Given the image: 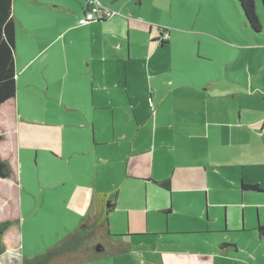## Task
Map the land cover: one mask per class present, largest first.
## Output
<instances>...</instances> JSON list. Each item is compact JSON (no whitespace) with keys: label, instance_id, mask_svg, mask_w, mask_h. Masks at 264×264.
Segmentation results:
<instances>
[{"label":"rangeland","instance_id":"obj_1","mask_svg":"<svg viewBox=\"0 0 264 264\" xmlns=\"http://www.w3.org/2000/svg\"><path fill=\"white\" fill-rule=\"evenodd\" d=\"M238 2V0L101 1L100 4L108 6L112 13L109 25L104 29L105 34L102 35V39L100 40L102 48L101 55L103 57L108 56V58L111 57L116 60L115 55L117 54L122 62L126 60V56H123L121 49L115 46V44H119L118 39L113 41L109 35L113 30L119 28L124 36L127 32L126 18H129L132 28L140 24L142 25V37L140 35L137 36L136 33L134 34V30L131 28L133 33L131 43L133 46H131L130 53L132 60L127 64L128 71L123 66L121 67L120 63H117L113 69V72H116L118 75V80L121 85L125 82L127 76L128 81H126V85L134 109L126 105V100H120V96L125 97L126 93L122 91L121 86L114 85L115 77L110 75L107 69H103L102 71L103 83L109 87L103 90L102 101L104 102L105 98L111 96L106 104L111 102L112 105H109V108L103 109L96 116V129L99 130L98 139L99 141H107L108 143V145L102 148L101 151L104 157L101 162H98L96 167L90 159H87L81 161L77 169L74 166L71 167L68 173L67 168L59 169V167L54 166L55 160L49 156L50 150L47 151L45 148L36 147L34 144L36 141L41 143L39 144L40 146L46 147L43 140H47V138H58L57 134L63 139L65 132L71 133L78 129L76 124L70 126L64 119L68 116L81 117L82 114L78 112L80 107L76 111L67 110L65 103H63V98H66L67 101L71 97H83L84 93L85 96L87 95V90L84 85L88 84L90 86L92 83L89 81V75L81 72L85 70L83 66V63H85L83 47H88L91 44L95 46V38H90L88 36L89 33L83 32L81 29L77 31L78 34L76 32L73 34L79 42L78 45L76 43L73 45L75 46L74 48H68L67 52L71 59H74L76 56L77 60H75L73 70L70 71L71 74L67 77V80L65 79L64 81L62 78L63 71L56 70L59 68V60L49 63V74L46 72L43 73L42 71L33 72L32 69V73H25L20 76L18 99L17 101L15 99L13 103V118L7 115L6 121L8 123L13 121L20 125L21 129L18 131L19 141H23V143L21 145L18 144L15 135L16 131L12 130L11 132V128H9L6 122H3V125L0 126V135L4 137V142L0 145V157L7 158L12 168L11 177L3 185L0 184V224L4 223V226L1 228L4 230L2 242L4 249L0 252V263L23 264V258L30 259L41 254L48 255L57 244L64 238H67L68 234L79 228L83 235H87V230L89 229H85V223H81L80 213H75L77 208L81 210V207L74 201V198L77 197L79 201L81 200V198L75 196V192L76 190L79 191L82 189V182L93 185L96 191L112 192V195L116 191L119 192L120 200L117 210L113 215L116 218H126L129 208L142 205L144 207L145 198L147 197L146 210L149 212V221L153 225L156 224L155 219H162V223L159 225L164 229L163 231H155L157 229L156 224L155 227L151 225V229L146 230V232L163 233L165 231L163 219L166 214L163 213V210L156 209V204L164 203L166 200L165 197L162 195V197L156 196L154 194L155 191L150 190L144 198L141 188L142 183L133 175L139 165L146 164L144 167H150L152 170L154 166L152 159L149 160V157L146 156L148 160H143L139 164L137 163V159L131 158L129 155L131 152L136 153V150L145 146H152V143H159L165 138H169L171 142H174L175 138L177 144H183L181 135L189 134L185 131L188 130L189 125L182 124L181 120L189 118L191 114L199 118L201 117L199 111L203 110V106L191 107L190 105L196 99L201 101L199 97L202 95L200 94L198 98H195V91H193L192 87L180 84V80H189L188 74L190 71H198L207 66L214 69L212 74L218 78L212 81L210 73L206 72L205 76L209 77L210 81L209 84H204L202 91H211L213 83L218 84L220 88H222V85H225L229 86V90L236 91L239 85L244 86V82L236 83V81L240 80L239 72L243 71V66L245 73L251 80L257 84L264 82V70L260 73L257 72L260 64L264 66V58L255 55L250 50H243L242 47L245 46L246 41L238 37L242 36L240 32L245 29L254 43L260 42L264 44V33L260 35L261 39L256 40L252 32L246 29L241 7ZM260 2L264 15V4L262 0ZM72 3L75 5V0H72ZM17 11L23 19L25 18V21L30 20L28 18L29 16L25 15L24 8L19 3L17 5ZM21 17H19L16 25L18 35L17 46L19 50L17 62L20 69H22L24 60L28 59V54H30L32 48L29 45L30 38L27 36L28 33L19 21ZM183 22H186L187 28L183 27ZM196 22L202 26L210 22L213 27H208L206 32L211 35L215 31L217 32L216 28H219L222 34L230 40L228 41L226 37L221 35L214 34V37L206 35V38L210 40L209 46L213 50V53L209 54L211 58H208V55L205 53V55H198L199 48L197 45H189L187 48V44L185 45L183 41L181 42L179 40L176 42L182 30L192 31L189 29L190 27L197 29ZM144 23L147 24L145 25ZM151 27L153 28L152 31L150 30ZM155 30L158 34L160 31L162 32L161 34L166 32V37L168 40L175 42L174 45L180 44L174 47L173 50L169 48L167 57L162 58L166 65L157 67L163 69L169 67V70L176 73L173 75V78L176 83H179L177 84L179 86L177 90L165 78L161 79L166 82L162 88H157L154 81L152 84L150 83L153 88H150L145 70L138 72L141 62L139 63V59L135 55L139 54V52L145 54L147 51L146 47H142L139 50L134 48V41L141 40L143 42V38L149 32L154 33ZM201 45L206 44L202 43ZM41 46L36 45V50L40 49ZM93 51L96 53L95 48H93ZM203 51L204 49L200 50V52ZM186 55H189L190 62L185 58ZM198 56H200L199 59L197 58ZM202 59H208V61ZM103 65L105 64L103 63ZM20 69L18 70L20 71ZM241 77L244 79L243 74H241ZM230 79L234 83L232 80L229 81ZM91 80L96 84L95 75H92ZM94 88L96 89L95 85ZM94 93L98 95L97 91H94ZM151 93H153L152 99H150ZM136 94L137 96H135ZM116 97L118 100H116ZM162 97L165 100L163 99L164 102L160 103ZM186 97H191V99L187 100L190 103L185 104L186 107H183V111L185 109L187 110V115L183 114L181 110L179 112L173 111V100H183ZM252 98L244 97L241 103L248 111L245 112L247 114V120L259 115L264 116V108L258 114L254 110L256 106L251 104L254 100L264 104V96L261 94ZM169 105L170 107H166ZM188 106L189 109H187ZM237 111L244 110L239 109ZM175 115H177V119L174 118ZM169 117L172 119L170 120ZM237 117L238 113L236 119ZM156 118H158L157 125ZM220 120L221 122H228L230 119L220 118ZM170 121L172 123L177 121V126L173 124V128H168L164 131L157 129L158 127H164L166 122L169 123ZM29 126H34L39 131H29L26 129ZM220 128H223L226 132L231 130V127H228L226 123H221ZM52 132L55 133L53 134ZM189 132L193 134L195 132L197 133V130L190 128ZM224 141L225 145L221 149L228 148L231 150V157L229 158L218 156L215 151L205 147L207 153H209L207 156L213 157L212 164H226V169L228 170H233L238 163L245 164V180L259 181L264 190V137H262V142L253 138L252 135L248 140L241 138L240 144H245L246 150H238L241 147L236 140L232 141L231 138H228ZM18 152L19 157L17 158ZM164 153L163 150H156V156L164 155ZM197 153V150H191L188 151V155L192 156V158L188 157V155L182 156L184 162L181 167L186 166L187 158L193 160L194 163L197 162L199 160L195 158ZM204 162L207 167H211L206 159H204ZM255 162H258L256 164L257 170L253 171ZM229 165L230 167L227 168ZM154 171L155 173L162 172V169L156 167ZM210 172L213 173L211 170ZM67 174L71 176L68 183L66 182L67 177H69ZM58 182L59 184L57 185ZM212 190L214 192L212 193L211 200L216 204L214 211L219 216L218 220H216L217 223L223 224L222 211L227 206L230 212L228 215L229 228H233L231 230H241L242 228L252 230L258 226L259 221L264 225V193L245 192L243 204L234 206L231 204L240 202V195L236 189L233 187L231 189L213 187ZM177 197L178 194H176ZM241 212L245 215L243 226L240 219ZM176 214L175 220H170L169 222L171 229L177 228V232H196L192 229L198 225L193 220L191 214L185 212ZM211 227L214 228L215 224L212 223ZM110 233L115 234L113 232ZM215 236L214 242H217L224 235L223 233H216ZM233 236L227 234L225 237H228L230 240L229 244L233 245V242L237 241L239 249L242 252L236 253L232 250L228 255H218L214 258L201 256L188 257L186 253L180 254L172 252L166 253L163 257L166 262L175 261L178 264H264V242L259 243L256 238L253 241L249 232H236ZM180 237L188 240L199 236L180 235ZM105 238L109 237L102 231H95L84 242V248L94 246L95 250L92 248L89 251L87 248L85 251L76 253L73 256H65L63 259L61 257L55 259L54 257L51 263L68 262L70 264H83L82 262L84 260H81L90 256L88 254L91 253L88 252H92V257L88 258L94 261L93 264H123L119 258L114 262L111 261V254L108 251L109 248L106 247L99 250ZM192 243L189 242V245L185 246H190ZM257 243H259V248L257 247ZM160 244L154 238H151L145 239V246H142L143 244L139 246H142L140 247L142 250H147L148 247L151 249L153 247L159 249L157 246L162 247ZM185 246L178 248L180 250H186L187 247ZM197 246L203 247L202 244H198ZM191 248L197 250L203 249L198 247ZM220 249L222 248H218L217 250Z\"/></svg>","mask_w":264,"mask_h":264},{"label":"crops","instance_id":"obj_2","mask_svg":"<svg viewBox=\"0 0 264 264\" xmlns=\"http://www.w3.org/2000/svg\"><path fill=\"white\" fill-rule=\"evenodd\" d=\"M87 0H75V5L72 3V0H14V16L15 22L17 25V21L19 19L20 14L17 11L18 3L24 8L25 15H28V21H25V18L21 17L19 20L24 28L28 33V37L30 38L29 45L32 47L30 54H28V59L24 60V64L22 65V69L19 68V64L17 62V55L19 54L18 46H17V27H16V70H17V92L14 98L8 100L4 104L0 106V126L3 125V122L9 125V128L16 131V139L18 144H22L23 141H19V129L20 125L16 122L8 123L7 115H10L13 118V103L15 99H18V88H19V79L20 76L25 73H32L35 71H42L43 73H50L48 66L51 61H58L59 68L56 70L63 71L62 78L67 80V77L70 76V71L73 70L76 56L74 59L70 58L68 55L67 49L72 47L75 43L78 45V40H76L75 36L73 35L75 32L79 31L80 29L83 32H88L90 38H95L96 43L95 46L92 44L88 47L84 46V62L83 66L85 70L81 71L89 75V81L92 85H84L87 90V95L85 93L82 96H77V98L71 97L69 100L66 101V98H63V103L67 110L76 111L78 107V112L81 113V117H74L68 116L64 120L67 122L68 125L74 126L77 125V130L72 131L71 133L65 132L63 135V139L59 134L58 138L55 139H48L43 140V143L46 144V147L40 146L39 142L35 141V146L45 148L49 151V156L55 160L54 166L59 167V169H68V173L71 167H75L76 169L80 166L81 161H85L90 159L92 164L97 166L98 162H101L103 159L102 155V148L108 145L107 141H99L98 139V132L99 130L96 129V116L99 112H102L103 109L109 108V105H112L111 102L106 104L108 98H105V103L102 101V92L104 89L109 88L108 86L104 85L103 78H102V71L103 69H107L110 72V75L115 77L114 85L121 86L124 91L125 97L120 96V100H126V105L133 107L131 96L128 92V87L126 85V81L128 78L126 76L125 82L121 85L118 80V75L116 72H113V69L120 63V66L124 67L125 70L128 71L127 64L129 61L132 60L131 57V38H132V30H131V23L129 18H126L127 24V32L123 36L122 32L118 29L113 30L109 35L113 39V41L118 39L119 44H115L116 48L121 49L123 56H126L125 61H121L120 57L115 55L116 60L112 59L108 56L103 57L101 55V42L102 35L105 34L104 29L107 25H109L110 17L105 21H92L83 25L78 24V20L81 18L83 13L86 11L88 5ZM102 0H100L101 2ZM142 1V0H139ZM256 1V10L259 14L260 18V31H255L251 28L248 24L243 9L241 7V12L243 14V22L246 26V29L250 30L252 34L255 36L256 40L261 39L260 35L264 33V15L262 11V4L260 0ZM239 3V2H238ZM240 4V3H239ZM104 8L110 10L108 6L102 5ZM264 7V6H263ZM124 18V17H118ZM37 20V22H35ZM27 23V24H25ZM114 25H117L113 23ZM145 24V23H144ZM147 24V23H146ZM145 24V25H146ZM186 22H183V27L187 28ZM197 29L189 28L192 31H183L180 36L176 39V42L181 40L186 45L187 48L189 45H197L199 51L197 52L198 55H208V58H211V53L213 50L209 46L210 40L206 38L207 36L214 37V34L221 35L226 37L222 34L219 28L217 32L215 31L211 35L206 32L208 27H213L210 22H208L205 26L200 25L198 22L195 23ZM134 30V34L136 33L137 36L142 37V25L135 26L132 28ZM151 31L153 28L151 27ZM196 31V32H195ZM159 34L154 31V33L149 32L147 36L141 40L134 41V48L141 49L142 47H146L147 53L136 54L135 56L138 57L139 63L141 62L140 69L138 72L144 71L145 74L148 76L149 85L154 81L157 88H162L166 82L161 79L165 78L168 79L174 87H179L173 78V75L176 74L174 71L169 70V67L157 68L162 65H166L162 58L167 57L168 49L180 45L175 44V42L171 40H167L165 43H161L158 41ZM78 34V33H77ZM91 34V35H90ZM184 34V35H183ZM189 34V35H186ZM238 36L240 39L246 41L243 50H250L255 55L261 56L264 58V44L258 42L254 43L252 41L251 36H249L245 29L240 32ZM264 36V35H263ZM124 37V39H123ZM99 38V43H98ZM137 39V38H136ZM228 41L229 38L226 37ZM92 40V39H90ZM83 42V39H82ZM125 43V49H124ZM194 43V44H193ZM205 43L206 45H201ZM36 45H42L40 49L36 50ZM230 45V43H228ZM95 48L96 53L93 51ZM204 49L203 52L200 50ZM187 53V51H186ZM205 53V54H204ZM200 56L197 58L199 59ZM185 58L190 62L189 55H186ZM208 61V59H202ZM103 63L105 65H103ZM144 65V66H143ZM139 68V67H138ZM20 69V71L18 70ZM212 69L210 66L204 67L200 70L190 71L189 72V80H180V84H183L187 87H192L195 95V98H198V95H202L199 97L200 100H194L191 103L187 100L191 99V97H186L183 100L175 99L172 102L173 111L179 112L180 110L183 111V107H186L185 104L191 105V107L195 106H203V110L199 111L201 117L197 118L194 117L192 114L187 119H182V124L189 125L188 130H185L186 133L189 134H176L181 135V139L183 144H177L176 139L174 138V142H171L169 138H165L159 143H152V146H145L137 152H131L129 157L137 159V163L140 164L143 160L152 159L153 167L152 170L150 167H144V165H139L137 169H135L133 175L137 177V180L142 183V193L145 196L148 195L150 190L155 191L156 196H163L165 197V201L162 204H156V209L163 210V213L166 214L165 218L163 219V224L165 227V231L163 233H148L146 230L151 229L152 223L149 221V212H147V197L145 198V205L137 206L133 208H129L127 212V217L121 219L120 217H114V213L117 210L118 203H119V192H115L112 195V192H103V191H96L93 185L88 184L86 182H82L83 187L81 190L75 192V196L81 198L79 201L77 197L74 198L81 207V210L77 208L75 210L76 214H79L81 223H85V226L88 227L93 226V220L95 219V212L97 210V195L100 193L109 194V199L114 200L115 206L111 209V211L106 212V216L108 219V233L111 236L109 238H105L102 242L99 250L104 248H109L108 251L111 254V261L120 259V262L123 264H178V262H166L163 255L166 253H186L188 257H211L214 258L218 255H228L230 251H235L236 253L242 252L239 249L238 242L235 241L232 244H229L228 235L235 234L236 232H249L251 239L254 241L258 240L259 243L264 242V235L258 232L257 228L262 225L260 221L258 222V226L252 230H246L242 228L241 230H231L233 228H229V211L228 207L225 206L222 211L223 219L222 223L219 224L216 222L219 216L214 211L215 203L212 202V190L213 187L231 189L233 187L238 191L240 195V202L231 204L234 206H240L243 204L244 201V193H264L259 181H246V173H245V164H236L233 170L226 169V164H212V156H207L206 148L212 149L217 153L218 156L223 158L231 157V150L228 148L221 149L225 145V139L231 138V140H236L239 143L241 148L238 150L247 149L245 144L241 143V138L249 139L252 135L253 138L262 142V137H264V116L259 115L255 118H251L247 120V114L245 112L247 109L241 104L242 99L244 97H248L253 99L257 95L264 96V82H260L257 84L255 81L251 80L248 75L245 73V68L243 66V71L239 72L240 80L237 82H244V86L239 85V88H236V91H231L228 89L229 86L222 85V88L218 84L213 83L211 91H205L203 89L204 84H209L210 78L217 79L218 77H214L212 74ZM264 70V66L260 64V68L257 72H262ZM206 72L210 73V78L206 77ZM243 74L244 79L241 77ZM92 75H95L96 84L91 80ZM209 75V74H208ZM235 75V74H234ZM163 76V77H162ZM230 79L229 81H231ZM86 81V80H85ZM88 81V83H89ZM234 83V81L232 80ZM122 83V82H121ZM96 86V89L94 88ZM145 85V84H144ZM83 86V88H84ZM150 88L151 85L149 86ZM67 91V90H66ZM63 91V92H66ZM94 91L98 92V95L94 93ZM84 92V91H83ZM137 96V94L135 95ZM153 93L150 95V99H152ZM165 98L160 99V103L164 102ZM116 100L117 97H116ZM264 100V99H263ZM66 101V102H65ZM167 101V100H166ZM169 102V101H168ZM79 103V106H78ZM170 103V102H169ZM251 104L256 106L255 113H260V110L264 108V104L261 102H257L256 100L252 101ZM166 107H170L166 106ZM134 109V107L132 108ZM189 109V106L187 107ZM242 109L244 111L238 112L237 110ZM250 110V109H249ZM248 112V111H247ZM238 113V117L236 119ZM183 114L187 115V110L183 111ZM177 119V115L174 117ZM220 118H229L228 122H221ZM171 120L172 118L169 117ZM207 119V120H206ZM158 118H156V125H157ZM225 121V120H224ZM221 123H226L228 127H231L229 132L220 128ZM177 126L176 122H169L164 125V127H158L157 129L164 131L168 128H173L174 125ZM191 129L197 130V133L191 134L189 131ZM32 132H38L39 130L34 126H29L26 128ZM53 133V132H52ZM55 133V132H54ZM53 133V134H54ZM67 137V139H66ZM152 139V138H151ZM4 142H0V145ZM156 150H163L165 153L164 155H157ZM197 150V154L195 158L199 160L197 162H193L190 158L192 156L188 155V151ZM200 150V151H199ZM135 151V150H134ZM17 155V154H16ZM186 166L181 167L183 165L184 159L182 156H187ZM19 157V152L18 156ZM186 158V157H185ZM204 159H206L207 163L211 167H207ZM224 161V160H223ZM228 163L227 161H224ZM253 167V171H256V164ZM94 167V169H95ZM144 167V168H142ZM158 167L162 169V172H156L154 169ZM227 166V168H229ZM74 169V168H73ZM250 169V167H249ZM210 170L215 173H211ZM238 174H236V173ZM70 174H67L69 176ZM66 176V177H67ZM79 176V175H78ZM8 178H0V184L3 183ZM66 179V178H64ZM71 176L67 177L66 182L70 181ZM65 183V182H63ZM161 183H164L163 185ZM168 183V187L166 184ZM258 184L261 188V191L255 190H243L242 184ZM59 182L57 183V185ZM80 186V185H79ZM194 193H196L194 195ZM176 194L178 197L176 198ZM161 196V197H162ZM70 201V200H69ZM68 201V202H69ZM71 202V201H70ZM109 204V203H108ZM220 204V203H218ZM217 204V205H218ZM227 205V204H224ZM68 206L70 207L69 203ZM108 206V205H107ZM71 211V209H69ZM77 211V212H76ZM69 212V211H68ZM185 212L187 214H191L193 220L198 225L195 230L196 232H177V228L169 227L170 220L173 221L176 218V213ZM214 212V213H213ZM244 213L241 212V221L242 226L244 223ZM224 220V221H223ZM157 224V229L155 231H163L164 228L161 227L162 219L159 220L155 219ZM215 224V227L212 228L211 224ZM156 224L152 226L155 227ZM84 226V227H85ZM113 232L115 234H111ZM216 233H223L224 236L218 239L217 242H214ZM180 235H190V236H199L190 238L188 240H184L180 237ZM235 237V236H233ZM154 238L156 242L161 243L159 249L153 247L147 248V250H142L140 247L145 246V239ZM181 238V239H177ZM189 242H193L190 246ZM120 243H125L129 245L128 250L123 252H114V249ZM259 243H257V247L259 248ZM143 244L142 246H139ZM198 244H202L203 247L197 246ZM182 245V246H181ZM138 246V247H137ZM187 247L186 250H180L178 247ZM175 247V248H174ZM191 247H198L203 248L202 250H197ZM216 247L222 248L217 250ZM173 249V250H171ZM153 254V255H151ZM97 259V258H96ZM6 262V261H5ZM96 262V261H95ZM8 263V262H7ZM83 264H93L94 261L92 260H84ZM3 264V263H0ZM191 264V263H190ZM204 264V263H203Z\"/></svg>","mask_w":264,"mask_h":264},{"label":"trees","instance_id":"obj_3","mask_svg":"<svg viewBox=\"0 0 264 264\" xmlns=\"http://www.w3.org/2000/svg\"><path fill=\"white\" fill-rule=\"evenodd\" d=\"M245 18L248 24L255 31H260V18L256 10L255 0H238ZM88 2V0L86 1ZM264 4V0H262ZM88 5V3H87ZM88 8V7H87ZM87 10V9H86ZM109 17H101L98 21H105ZM164 31V29H163ZM17 92V70H16V22L14 16V0H0V106L8 100L15 97ZM4 140V137L0 135V142ZM12 174V168L7 158L0 157V178H10ZM162 185L164 183H161ZM168 187V183L166 184ZM243 190H255L261 191L258 184H242ZM97 210L95 212V219L93 220V226L84 227L87 230V235H83L79 229L67 235L59 244H57L50 254H41L33 258H23V264H70L65 263H51V260L55 257L62 259L66 256H73L76 253L85 251L87 248L89 251L94 249V246H88L84 248V242L86 238H90L95 231H102L105 235L111 236L108 233V219L106 212L111 211L115 206L114 200L109 199V194L100 193L97 195ZM109 203V204H108ZM108 205V206H107ZM4 223L0 224V252L3 248V232L1 229ZM260 234L264 235V225H260L257 228ZM93 231V232H92ZM104 240V239H103ZM84 248V250H83ZM129 245L120 243L114 252H123L128 250ZM95 250V249H94ZM92 257V252H88ZM85 257L83 260L90 258Z\"/></svg>","mask_w":264,"mask_h":264},{"label":"built area","instance_id":"obj_4","mask_svg":"<svg viewBox=\"0 0 264 264\" xmlns=\"http://www.w3.org/2000/svg\"><path fill=\"white\" fill-rule=\"evenodd\" d=\"M88 8L79 19V24L83 25L96 21L101 17H111V10L104 8L100 0H88Z\"/></svg>","mask_w":264,"mask_h":264},{"label":"flooded vegetation","instance_id":"obj_5","mask_svg":"<svg viewBox=\"0 0 264 264\" xmlns=\"http://www.w3.org/2000/svg\"><path fill=\"white\" fill-rule=\"evenodd\" d=\"M161 33H160V37H158V41L161 43H165L168 40V38L166 37V32L164 34H161Z\"/></svg>","mask_w":264,"mask_h":264}]
</instances>
